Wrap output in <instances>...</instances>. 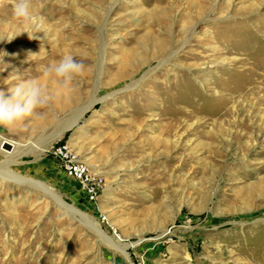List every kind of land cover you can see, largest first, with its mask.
Instances as JSON below:
<instances>
[{
	"label": "rangeland",
	"instance_id": "1",
	"mask_svg": "<svg viewBox=\"0 0 264 264\" xmlns=\"http://www.w3.org/2000/svg\"><path fill=\"white\" fill-rule=\"evenodd\" d=\"M30 4L33 39L0 7V91L67 54L88 70L0 128V264H264V0ZM56 142L102 174L98 201Z\"/></svg>",
	"mask_w": 264,
	"mask_h": 264
},
{
	"label": "clouds",
	"instance_id": "2",
	"mask_svg": "<svg viewBox=\"0 0 264 264\" xmlns=\"http://www.w3.org/2000/svg\"><path fill=\"white\" fill-rule=\"evenodd\" d=\"M10 2L12 19L19 30L7 39L11 40L21 33H27L30 39L36 38L34 34L42 30L43 20L33 14L30 0H15V2L0 0V7ZM57 2L61 7L64 6V0ZM0 40L4 38L0 37ZM5 55L4 52L0 55V63H3ZM87 70L82 61H77L73 55L67 54L43 66L41 77L23 79L20 75H16L20 82L8 89L7 94L0 91V128L12 130L31 117L44 119L46 112L38 110L47 109L54 99L48 85L54 86L56 96H70L76 91V79L83 76Z\"/></svg>",
	"mask_w": 264,
	"mask_h": 264
},
{
	"label": "built area",
	"instance_id": "3",
	"mask_svg": "<svg viewBox=\"0 0 264 264\" xmlns=\"http://www.w3.org/2000/svg\"><path fill=\"white\" fill-rule=\"evenodd\" d=\"M49 155L57 162L61 171L72 179L91 202H96L104 191L102 174L94 172L86 161L67 143L56 142Z\"/></svg>",
	"mask_w": 264,
	"mask_h": 264
},
{
	"label": "water",
	"instance_id": "4",
	"mask_svg": "<svg viewBox=\"0 0 264 264\" xmlns=\"http://www.w3.org/2000/svg\"><path fill=\"white\" fill-rule=\"evenodd\" d=\"M13 146L11 143L7 142V141H3L2 142V150L6 151V152H10L12 150ZM163 235V234H162ZM161 235V236H162ZM160 236V237H161ZM158 239V238H155ZM155 239H149V240H155Z\"/></svg>",
	"mask_w": 264,
	"mask_h": 264
},
{
	"label": "bare ground",
	"instance_id": "5",
	"mask_svg": "<svg viewBox=\"0 0 264 264\" xmlns=\"http://www.w3.org/2000/svg\"><path fill=\"white\" fill-rule=\"evenodd\" d=\"M108 12V11H107ZM107 15V14H106ZM173 56V55H172ZM85 161V160H84ZM88 164V163H87ZM89 165V164H88ZM89 167L92 169V167L89 165ZM93 170V169H92ZM94 172H95V170H93ZM99 233H101V232H99ZM100 235H102V233L100 234ZM103 236V235H102ZM111 246H113L115 249H117V250H119V251H121V252H123V254L128 258V255H127V253H126V251L125 250H122V249H119L118 248V246H116V245H114L112 242H110V241H108V240H106ZM129 259V258H128Z\"/></svg>",
	"mask_w": 264,
	"mask_h": 264
}]
</instances>
